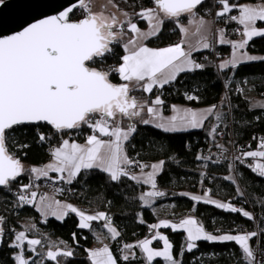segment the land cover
<instances>
[{"label":"snow or ice","instance_id":"6c2138e0","mask_svg":"<svg viewBox=\"0 0 264 264\" xmlns=\"http://www.w3.org/2000/svg\"><path fill=\"white\" fill-rule=\"evenodd\" d=\"M205 2L206 0H154V7H144L131 14L121 11L124 19H120L116 12L106 14V6L95 12L92 0H78V3L65 6L57 14L29 23L14 34L0 36V190L11 191V184L26 172L29 173L30 181L42 177L52 179L49 173H57L59 175L53 180L54 183L60 181L71 185L82 171L98 169L108 174L113 182L128 178L137 185H149L151 191L139 195V200L145 207H151L156 198L166 195L158 189V177L163 174L167 161H179L171 155L167 160L160 159L151 164L131 158L127 154L126 143L137 130L136 123L131 122L136 118H139V123L153 125L165 133L205 130L213 144L222 153L226 152L224 145L216 143V137L224 135L221 127H227L225 121L228 114L218 110L217 105L203 110L171 105L172 115L165 116V101L161 95H155L150 101L140 102L130 94L137 90L152 94L154 89H163L177 81L181 73L203 70L206 67L193 59V52L213 48L208 38L212 22L205 19L211 9H203L204 15L201 14ZM108 3L118 8L113 0H108ZM215 4L217 18H225V24L231 21L242 26V38L238 41L228 39L224 28L218 29V43L230 45L231 49L230 58L223 59L216 65L218 72L235 71L246 62H264V56L242 51L249 47L254 38H264V27L258 26V22H264V0H258L254 4L215 0ZM3 6H6V0H0V8ZM78 10L82 12V18L72 19ZM234 11L238 14H231ZM133 17L146 21L148 30H142ZM182 17L186 18V24ZM166 22H172L179 30L180 41L162 48L147 46L145 41L157 37ZM129 33L130 38L123 41V37ZM120 42L125 53L120 57V63L105 68L107 57L114 54L112 46ZM113 73L117 74L123 83H113L110 80ZM232 83L231 76L224 79L226 93L221 99V105L231 106L227 93L232 91ZM235 91L244 93V89L239 87ZM185 95L189 101L199 99L196 95ZM253 106L264 114V100L255 102ZM121 118L130 121L126 128L121 126ZM212 118L215 123L206 125ZM41 122L51 126L57 133L87 126L92 130V134L86 137L84 144L70 143L68 139H63L60 146L50 150L53 157L51 163L26 169L21 159L9 152L6 133L14 126ZM46 139L43 133L38 132V142L43 143ZM21 147L27 148L28 145ZM246 158L257 161L249 167L259 177L264 178V162H260L264 161V138L260 139L256 150L241 152L240 156L234 159L243 163ZM196 159L211 160L212 157L198 155ZM213 162L219 163L220 160ZM133 167L139 169V175L132 171ZM146 168L151 170L145 171ZM229 168L234 169L235 165L230 164ZM225 179L235 183L232 176ZM33 187L34 182L20 186L19 192L15 194L17 199L14 207L34 206L45 223L49 216L63 222L70 214H75L79 218V229L92 230V222H103L102 227L107 230L112 240L121 235L107 213L101 211L87 214L71 203H62L47 194H41L37 199L38 192L30 191ZM57 191L63 192L64 189ZM237 194L243 195V192L237 189ZM191 199L242 214L248 220L256 219L251 212L213 200L207 193L202 196L192 195ZM259 203L264 205V199ZM5 223L6 218L0 215V244L4 243ZM140 223L144 221L141 219ZM35 227L34 224L29 225L26 231L9 229L14 236L8 245L14 252L13 264H45V261L64 264L61 258L74 256L73 250L63 241H60V244L65 245L63 248L57 246L56 242L49 241L46 252L38 251L37 246L42 245L43 241L29 238L26 234ZM149 228L157 230L151 238L140 240L135 245L123 246L124 261L136 259L135 253L130 257L128 252L138 248L143 264H154L156 258H162L165 264H182L179 257L185 251L192 253L198 248L197 242L204 241L234 242L241 252L239 264H264V248L258 254L250 246L253 238L264 235V229L260 232L215 235L207 232L204 226L191 216L179 222L162 219L149 225ZM161 228L171 229L173 232L183 230L186 233V248L174 254V245L168 236L158 231ZM72 235L75 240L76 233ZM97 238L99 239V236ZM153 241H162V250L153 248ZM25 251L39 258L30 260ZM88 259L90 264H118L108 244L89 250Z\"/></svg>","mask_w":264,"mask_h":264},{"label":"trees","instance_id":"16d2710c","mask_svg":"<svg viewBox=\"0 0 264 264\" xmlns=\"http://www.w3.org/2000/svg\"><path fill=\"white\" fill-rule=\"evenodd\" d=\"M118 7L128 13L138 12L144 7H154V0H113ZM257 0H230L233 3L255 2ZM214 0H207L203 9H211L205 16L211 17L213 12ZM201 11V12H202ZM233 13H236L235 11ZM82 18V12L78 10L72 19ZM183 22L186 18H181ZM225 18H218V26H224L227 35L231 40H237L239 34L231 32L235 22L225 24ZM134 22L138 23L140 28L146 27V21L133 17ZM258 26L264 27V22H258ZM131 36L129 33L128 36ZM127 36V35H126ZM127 39H123L126 41ZM180 40V32L172 22H166L163 25L161 33L147 41L150 46L161 47L172 44ZM114 54L109 55L105 61L104 67L115 66L120 63V57L124 55L122 42L112 46ZM230 45H216V54L209 50L195 54V58L202 61L206 67L203 70L181 73L177 81L166 85L163 89L156 88L152 94L142 91H133L130 93L140 102L151 100L155 95H161L165 101L164 112L169 113L170 106L173 104H183L193 108L205 107L211 105L222 106L227 115L225 123L227 127L231 124L234 146L242 152L246 145L252 147L251 150L258 148L257 138L264 136V114L261 110L254 107V103L264 100V62L254 61L246 62L238 66L235 71L227 70L223 73L218 72L216 65L222 58L230 55ZM246 50L251 54L264 56V38H254ZM206 56L203 60L202 58ZM228 76L233 78L230 85L232 91L228 92L230 107L221 105V99L224 94V79ZM113 83H123L117 74L110 75ZM246 82V84H245ZM237 87L244 89L243 94L235 91ZM247 91L253 92L255 97L247 94ZM192 94L199 97L197 101H189L185 94ZM145 118L147 114L145 112ZM259 117V119H257ZM135 119L131 122L136 123L137 130L133 137L126 143L127 154L133 158L143 161L147 164L156 162L160 159L167 160L169 155L175 157V163L167 161L165 170L158 177V189L166 193L164 197L156 198L155 206L168 204L172 205L175 214L179 217L188 215L193 211L194 216L204 226L205 230L211 234H220L224 232H243L240 226L247 227L250 232L261 231L264 229V205L259 201L264 199V178L259 177L251 170L249 165L238 164L237 174L238 183L225 179L228 177V163L220 161L214 163L212 160H197L198 151L201 147L208 144L217 148L205 130H190L186 132L165 133L152 125H144ZM214 118L206 122V125H213ZM121 125L126 127L130 121L122 118ZM226 127V128H227ZM221 127V129H226ZM79 132H88L87 126L78 129ZM72 130L75 134V131ZM38 132L43 133L47 138L43 143L38 142ZM70 131L57 133L50 126L45 124H24L7 130V147L11 154L21 159L23 165L30 168L45 163L50 157V150L65 137L70 136ZM82 140L80 137L74 135ZM255 138V139H254ZM85 139V138H84ZM226 142V141H225ZM224 142V143H225ZM216 143L219 139L216 138ZM28 145L27 148L21 147ZM223 145V144H222ZM29 168V169H30ZM135 167L132 171H135ZM30 181L29 173L23 174L17 178V181L11 184V191L7 189L0 190V215L6 218L4 243L0 246V264H13V250L8 246L14 239V231H25L27 226L35 225L33 231L28 232V237H35L34 234L43 241L42 245L37 246L38 251L46 252L49 241H54L57 246L63 248L65 242L67 247L71 248L74 256L71 258H61L64 264H90L88 251L92 248L95 236L90 229H79V218L75 214H70L63 222L56 219H47L45 223L34 206L24 205L23 207H14L16 202V193L20 186L28 184ZM63 196L70 202L92 208L95 212H105L112 219V224L120 232L116 240H110L109 247L117 258L118 264H143V258L138 248L131 249L128 254L131 257L133 253L136 259L124 261L123 246L125 244H137L140 240L151 238L154 231L150 230L149 225L155 224L158 217L153 212L152 207H145L139 200V195L150 188L149 185H137L135 181L128 178H122L119 182H113L108 174L98 170H86L78 176L73 184L68 185L64 182ZM243 191L248 206L242 209L252 211L255 220H248L242 214L232 213L215 207L213 204H205L202 201L196 202L191 199L192 195H204L207 193L211 199L232 204L235 202L237 189ZM70 189V190H69ZM187 194V195H182ZM144 223H140V220ZM103 222H93L94 226H102ZM162 234L168 236L170 242L174 245V254L184 247L185 233L183 231L173 232L171 229H158ZM73 233H76V239L73 240ZM261 247L264 248V235H258ZM257 237L250 241L251 245L256 244ZM198 248L192 253L184 252L179 259L182 264H239L238 258L241 252L234 242H197ZM45 246V247H44ZM154 247H160L159 241L153 242ZM47 247V248H46ZM26 256H32L25 251ZM39 257L33 256L32 259ZM31 259V260H32ZM45 264H55V262L45 261ZM154 264H165L162 259H156Z\"/></svg>","mask_w":264,"mask_h":264},{"label":"built area","instance_id":"2783aa9c","mask_svg":"<svg viewBox=\"0 0 264 264\" xmlns=\"http://www.w3.org/2000/svg\"><path fill=\"white\" fill-rule=\"evenodd\" d=\"M213 12L211 15V18L213 20L214 23V27H213V34L216 33L217 29H218V18L215 16V12L217 11V6L215 4V0L213 3ZM78 12V11H77ZM202 15H204V12H201ZM231 14H237V13H231ZM231 21H229L228 23H230ZM233 33L239 34L240 33V28L238 26H235L232 31ZM213 44V48L210 49L209 51L212 54H216V44L215 42L212 43ZM206 58V56H204L202 59L204 60ZM197 62L202 63L201 60H197ZM246 84V82H245ZM240 88V87H239ZM226 90L224 89V94L223 96H225ZM228 95V93H227ZM229 97V95H228ZM221 131L224 133V135H218L216 138L219 139V143L221 142L227 149L226 152H221L220 149L213 147V145L208 144L204 147H201L198 151L200 156H211L212 157V161H215L217 159H219L220 161H225L228 163V176H232L235 178V182L238 183V174H237V166L238 164H245V165H251L256 163V160H253L252 158H246L244 160L243 163H241L239 160L234 159L237 156H240L241 154V150L237 147L234 146L233 143V137H232V127L231 124L226 128V129H221ZM76 133L74 134L73 131H70L69 134L70 136L76 135L78 137H80L81 139H84L88 134H92V130L89 129L88 132H79L75 131ZM261 138H264V136L259 135L257 138V145L259 144V141ZM226 141V142H225ZM225 142V143H224ZM245 151H249L252 149V147L250 145H246L245 147H243ZM226 157V159H225ZM259 159V158H257ZM143 162V161H141ZM260 162H264V161H260ZM145 163V162H143ZM230 164H234L235 168L234 169H230L229 165ZM136 170L134 172H138L139 169L135 168ZM30 182H34V187L31 190H35L38 192V196L41 194H47V195H51L56 197L58 200H67L64 196H63V192H58L57 189H64V184L63 183H58V182H53L52 179L49 178H41L39 180H34L33 181H29ZM28 183V184H29ZM241 190V188H240ZM242 191V190H241ZM19 192V191H18ZM17 192V193H18ZM243 192V191H242ZM68 201V200H67ZM233 206L237 207V208H243L245 206H248V200L245 196V194L243 193V195H239L238 197H236L235 202L232 203ZM252 213V211H251ZM173 220V219H172ZM240 228L244 231V232H250V230L245 227V226H240ZM26 231V230H25ZM208 232V231H207ZM257 232H259V230H257ZM28 235V232L26 233ZM257 241L256 244L251 245V247H253L254 250H256L258 252V254L260 253V250L262 249L261 244H260V240L259 237L257 236Z\"/></svg>","mask_w":264,"mask_h":264},{"label":"crops","instance_id":"0c3cea01","mask_svg":"<svg viewBox=\"0 0 264 264\" xmlns=\"http://www.w3.org/2000/svg\"><path fill=\"white\" fill-rule=\"evenodd\" d=\"M258 2V0L257 1H255V2H244V3H257ZM113 3L114 4H116L114 1H113ZM244 3H242V4H244ZM92 6H93V10L94 11H101V7L102 6H106L105 8H104V11L105 12H108V11H111V12H116L118 15H120V19H124V16L123 15H121L120 13H121V11H124V10H121V9H119V7L118 8H115V7H113V5L112 4H109L108 3V0H92ZM238 14V13H237ZM205 19L206 20H208V21H210V22H212V24H211V32L209 33V36H208V38H209V41L211 42V43H213V42H215V44L216 45H220L219 43H218V29H220V28H224V26H219L218 27V29H217V31H216V33L215 34H213V27H214V23H213V20H212V18L211 17H208V16H205ZM147 23V22H146ZM185 24L187 23V20L184 22ZM238 27L240 28V33H239V36H238V39L237 40H235V41H238V40H240L242 37H241V32H242V26H240V25H238ZM260 27V26H259ZM142 30H148V25L146 24V27H144V28H141ZM225 29V28H224ZM225 35H226V37L228 38V39H230V37L227 35V33H226V31H225ZM129 39L130 38V35L128 36H124L123 37V39ZM180 39H181V33H180ZM231 40V39H230ZM180 41V40H179ZM179 41H176V42H174V43H172V44H168V45H165V46H161V47H155V46H150V45H148L147 44V41H145V43L147 44V46H149V47H152V48H162V47H167V46H169V45H173V44H175V43H177V42H179ZM204 51H206V50H201V51H198V52H193V59L194 60H198V59H196L195 58V54H198V53H201V52H204ZM242 51H247L246 49H244V50H242ZM248 52V51H247ZM249 53V52H248ZM125 54V53H124ZM249 54H251V53H249ZM251 55H256V54H251ZM256 56H260V55H256ZM230 58V55H228L227 57H225V58H222V59H220L219 61H218V64L220 63V61L221 60H223V59H229ZM173 105H177V106H180V107H188V108H192V109H194V110H203V109H205V108H207V107H209V106H205V107H197V108H193V107H190V106H187V105H183V104H173ZM218 110H220V111H222V112H224L225 113V110H224V108L222 107V106H218ZM163 114L165 115V116H169V115H172V113H171V111H169V113H165L164 112V109H163ZM147 118V117H146ZM136 119H138V118H136ZM121 120H122V118H121ZM121 122V121H120ZM215 123V120H214V122H213V124ZM122 124V123H121ZM122 126V125H121ZM153 126V125H152ZM123 127V126H122ZM127 127V126H126ZM126 127H124V128H126ZM192 130H197V129H192ZM190 131V130H189ZM89 135V134H88ZM87 135V136H88ZM86 136V137H87ZM86 137H85V139H82V140H79L78 138H76V137H70V136H65V137H63L60 141H59V143L58 144H56L53 148H55V147H58V146H60V144L62 143V140L63 139H68L69 140V142L71 143V142H76V143H80V144H84L85 143V141H86ZM53 161V157L51 156V151H50V157H49V159L45 162V163H43V164H41V165H39V166H37V167H43V166H45L46 164H48V163H51ZM157 162V161H156ZM154 163V162H153ZM151 164V163H150ZM24 167L26 168V169H29L30 167L28 166V165H24ZM151 169L150 168H146L145 169V171H150ZM138 175L140 174V172L138 171V172H136ZM58 175L59 174H57V173H49V176L52 178V180H55V178L56 177H58ZM42 178H44V177H42ZM59 182V181H58ZM149 190V189H148ZM147 191V190H146ZM145 192V191H144ZM49 197H52V198H54V199H56V200H58L56 197H54V196H51V195H48ZM37 199H39V196L37 197ZM62 203H64V202H66V203H71L73 206H75V207H77L78 209H80V210H83V211H85L87 214H95V213H97V212H95L92 208H89V207H85V206H82V205H78V204H75V203H72V202H70V201H67V200H60ZM168 206V204H162V205H158V206H153L152 207V209H153V212L156 214V216L158 217V221H157V223L160 221V220H162V219H167V220H169V221H172V218L170 219V218H168V217H160V214L162 213V212H165V210L167 211L168 209L169 210H172V205H170V207L168 208L167 207ZM164 207H167L166 209L164 208ZM35 208V207H34ZM36 210V209H35ZM39 213V212H38ZM40 214V213H39ZM190 214H188V215H184V216H181V217H178L179 219L178 220H180V219H182V218H184L185 216H189ZM40 216H41V214H40ZM41 218H42V220L44 221V218L41 216ZM50 218H53V219H56L55 217H52V216H49L47 219H50ZM57 220V219H56ZM178 220H176V221H178ZM92 227L94 228L93 229V234H94V236H95V241H94V244H93V246H92V248L90 249V250H92V249H94V248H99V247H102L104 244H110V240H112L110 237H109V234L107 233V230L106 229H103V227L101 226H94L93 225V222H92ZM159 231V230H158ZM161 233V232H160ZM162 234V233H161ZM162 235H164V234H162ZM97 236H99V239L97 238ZM35 237H37V236H35ZM154 242V241H153ZM160 242V248L159 247H154L153 245H152V247L153 248H155V249H158V250H161L162 249V247H163V242L162 241H159ZM27 252V251H26ZM33 256H35V254H33L32 256H26V257H28L30 260L33 258ZM157 259V258H156ZM158 259H162V258H158Z\"/></svg>","mask_w":264,"mask_h":264},{"label":"water","instance_id":"95a60500","mask_svg":"<svg viewBox=\"0 0 264 264\" xmlns=\"http://www.w3.org/2000/svg\"><path fill=\"white\" fill-rule=\"evenodd\" d=\"M72 3H78V0H6V6L0 8V36L14 34L29 23L57 14ZM105 13H111V11Z\"/></svg>","mask_w":264,"mask_h":264},{"label":"rangeland","instance_id":"374dc122","mask_svg":"<svg viewBox=\"0 0 264 264\" xmlns=\"http://www.w3.org/2000/svg\"><path fill=\"white\" fill-rule=\"evenodd\" d=\"M116 3V2H115ZM242 4V3H241ZM116 5H117V3H116ZM93 7V6H92ZM120 9V8H119ZM122 10V9H121ZM94 11V10H93ZM247 94L249 95V96H251V97H255L254 95H253V92H251V91H247ZM224 97V96H223ZM147 191H151V187L149 188V190H147ZM147 191H145V192H147ZM142 193H144V192H142ZM141 193V194H142ZM143 203V202H142ZM155 203H156V199H155V202L152 204V206L151 207H153V206H155ZM144 205V204H143ZM168 208L170 207L169 205L167 206ZM167 207H164L165 209L167 208ZM189 216H191V217H193V218H195V219H197L195 216H194V212L193 211H191V212H189ZM168 217V218H172L173 220L171 221V222H179V215L178 214H175V212L173 211V208H172V210H165V212H162L161 214H160V217ZM189 216H185L184 218H186V217H189ZM183 219V218H182ZM176 220H178V221H176ZM181 220V219H180ZM198 220V219H197ZM198 222H199V220H198ZM200 223V222H199ZM180 231H183V230H180ZM243 232H233V233H226V232H224V233H220V234H215V235H222V234H242ZM34 236H36V234H34ZM185 236H186V233H185ZM29 238H37L38 239V237H29ZM45 247V246H44ZM48 247V246H47ZM46 247V248H47ZM184 247L186 248V241H184ZM160 248V247H159ZM162 250V249H161ZM47 251V250H46Z\"/></svg>","mask_w":264,"mask_h":264}]
</instances>
